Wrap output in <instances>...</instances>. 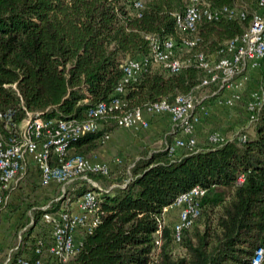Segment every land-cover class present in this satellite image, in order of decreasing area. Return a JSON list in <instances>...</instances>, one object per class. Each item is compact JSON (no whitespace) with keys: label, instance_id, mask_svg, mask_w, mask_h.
<instances>
[{"label":"trees","instance_id":"16d2710c","mask_svg":"<svg viewBox=\"0 0 264 264\" xmlns=\"http://www.w3.org/2000/svg\"><path fill=\"white\" fill-rule=\"evenodd\" d=\"M135 1L0 0V113L16 121L27 111H38L44 120L82 121L91 106L118 95L122 107L98 117L96 129L67 144L68 155L90 156L122 112L160 99L173 102L179 94L199 98L204 87L211 91L213 84H201L208 71L196 55L210 63L223 56L227 40L243 32L257 4L204 0L217 8L245 2L247 14L201 16L194 29L181 30L176 14L189 0H140L139 7ZM146 34L161 41L171 36L175 53L191 61L176 72L148 61L117 93L123 61L150 55ZM184 36L194 43L185 45ZM261 86L264 91V78ZM253 128L244 140L222 142L209 141L205 131L190 148L175 145L180 126L169 125L163 138L168 146L144 144L137 153L125 152L124 161L107 173L87 171L92 181L84 179L77 193L96 191L98 221L65 264H251L257 247L263 248L258 264H264V100ZM195 184L204 190L198 212L177 230L179 207L173 201ZM22 212L10 221L15 231L25 225ZM32 231L26 226L18 254L35 257L37 238H49L46 230Z\"/></svg>","mask_w":264,"mask_h":264},{"label":"built area","instance_id":"2783aa9c","mask_svg":"<svg viewBox=\"0 0 264 264\" xmlns=\"http://www.w3.org/2000/svg\"><path fill=\"white\" fill-rule=\"evenodd\" d=\"M134 4L139 7L141 1L136 0ZM246 8L245 2H236L217 8L211 7L204 0H189L184 11L176 14V23L181 30H192L201 16L215 19L220 15H227L242 19L247 14ZM146 38L151 44L149 57L127 58L123 61V77L116 85L117 93L123 90L125 82L134 77L148 61L161 63L170 72L178 71L184 64L191 61L189 56L181 57L175 53L171 36L162 41L155 34H146ZM194 41L186 36L183 37L185 45L191 46ZM196 57L199 64L208 71L201 84L214 85L208 94H203L199 98L191 94H179L173 102L160 99L144 107L137 106L117 115V126L136 131L149 125L145 113L167 114L171 121V129L176 125L180 126V133L175 137V145L192 148L197 144V124L202 115L208 112V107L204 103L205 98L213 96L224 104L233 105L241 98V87L247 77L253 70H257L258 84L249 90L245 101L246 121L241 126V130L254 125L264 100V91L261 86V80L264 78V0H257L256 7L251 11L249 24L243 32L227 40L226 53L223 56L213 63L204 60L202 53H198ZM225 91L228 93L226 94ZM123 105L124 101L120 96L114 95L109 100L100 101L91 106L88 109L89 117L82 121L57 118L44 120L38 111H27L25 117L16 121L9 113L1 112L0 118L4 119V123L0 127V206L6 203L16 183L27 173H35L37 181L42 186H47L54 181L60 183L64 190V185L75 178L92 181L86 173L89 170L107 173L119 166L122 158L118 156L106 161L94 153L90 156L80 153L68 155L67 144L70 138L96 129L98 117ZM197 105L199 107L196 111ZM236 131L239 132V129ZM234 136L244 140L246 131L226 136L218 130H212L208 132L207 139L211 142H222ZM108 137L109 134L105 136V139ZM164 144L168 146L165 140ZM169 148L173 150L174 145H170ZM242 179L243 175H240L238 180ZM93 183L95 184V181ZM203 193V188L195 184L176 196L172 205L179 207L180 221L176 223L177 230L181 224L189 222L190 217L198 212V203ZM59 198L60 196H57L53 200ZM49 205L50 202L42 205L43 220L50 227L49 238L47 240L37 238L34 248L37 255L33 257L18 254L22 233L28 225L25 224L18 231L17 241L7 245L0 264H65L75 253L82 235L91 231L98 221L95 212L97 193L91 188L83 189L74 200L67 196L65 203L55 209H50ZM176 234L178 236V232ZM262 253L263 248L257 247L252 255L251 264H258Z\"/></svg>","mask_w":264,"mask_h":264},{"label":"rangeland","instance_id":"374dc122","mask_svg":"<svg viewBox=\"0 0 264 264\" xmlns=\"http://www.w3.org/2000/svg\"><path fill=\"white\" fill-rule=\"evenodd\" d=\"M255 75H252V73H250V76L247 77V80L241 87V95H242L241 98L239 100H236L234 106H232V108H230L229 110H226L225 107L219 108L218 106H216L215 102L213 101L215 99L213 96H208L207 98H205L204 103L208 108H210L209 110L211 111V115L207 118H204V120H202L201 122L203 125V129H205L207 134L212 130H218L223 134H225L226 136H231L232 134L238 132L236 130L239 129L240 131L242 129L241 126L245 124L246 121L245 101L248 97L249 90L258 84L259 74L257 73ZM255 81H257V84H255ZM208 92H210V88L204 87L201 90L200 94L201 95L208 94ZM213 110L215 111L219 110L223 114H221V116L216 117L217 116L216 113L215 117H212ZM145 116L149 120V125L147 127L137 129L136 131L133 129H126L119 126H115V129L113 130L112 133L116 138L119 139V142L123 143L124 148L122 150L120 148H114L113 146H111V144H108L111 143L109 140L110 138L108 137L105 139L103 144H106L105 146L110 151L105 152L106 150L104 149L103 150L98 149L94 152V154L101 156V158L100 157L99 158L106 161L112 160L114 156L121 157L124 161L123 156L125 155V152L131 151L137 153L140 147L144 144H148L150 147H154V148L163 145L164 143L163 138L165 135V131H167L168 129L167 127L168 123L166 124L165 127H161L156 125L157 124L156 121L162 118V116H166V114L152 115L149 113H145ZM253 126L254 125L252 126L250 125L241 131H246L249 133L253 132L254 129ZM198 131L201 132L200 129H198ZM125 138L129 139L130 142L126 143L123 140ZM120 151L124 152L122 153L123 156L122 154L119 155ZM36 176L37 175H35L33 172L27 173V175L24 178H22L16 183L15 188L11 191L9 197L7 198L6 203L0 206L1 232L3 229L6 230L9 229L10 221L12 219L14 212H16L17 210H22L23 212L19 218L24 221V224H28L27 228L29 227V225H31V227L33 228L32 232L34 233L36 232L35 230H37V228H39L42 231L46 230V233H48L50 231V228L48 225L45 224L43 220L42 213L44 209L42 208V205L50 202L49 208L55 209L59 207L60 204L65 203L67 196H69L70 199L74 200L78 195L77 191L79 190V188H81L84 180L82 178H75L69 181L68 183H66L63 187L64 188L63 190L61 184L56 183L54 181L47 186L40 185V183L37 181ZM96 183L98 184V182L95 181V184ZM57 196H60V198L57 200H53V198ZM39 210L40 212H38ZM36 212L41 213L39 215V218L36 217ZM37 220H38V224L35 227L34 224ZM17 234L18 232L16 231L15 232L16 238L14 239L13 242L17 241Z\"/></svg>","mask_w":264,"mask_h":264},{"label":"crops","instance_id":"0c3cea01","mask_svg":"<svg viewBox=\"0 0 264 264\" xmlns=\"http://www.w3.org/2000/svg\"><path fill=\"white\" fill-rule=\"evenodd\" d=\"M251 73H252V75H255V74L258 73V71L257 70H253ZM255 79H257V78H255ZM255 84H257V81H255ZM227 93L228 92H226V94ZM213 101L215 102V105L216 106H218L219 108H224L225 107L226 110H229L230 108H232V106H234V104L233 105H227V104H224V103H222V102H220V101H218L216 99H214ZM209 109L210 108H208L207 114H203L202 115V118H201L200 122L197 124L196 135L198 137H201V139H204L205 138V132H204L205 129H203V125H202V122L201 121L204 120V118H207V117H209L211 115V111ZM216 113H217V116L216 117L221 116V114H223L219 110H216V111L213 110L212 117H215V114ZM156 119H158V118H156ZM156 122H157V124L156 123L155 124L157 126L165 127L166 124L168 123L167 127H169V125H170V118L166 114V116H162V118H160ZM153 124H154V122H153ZM198 129H200L202 133L199 132ZM109 138H110L109 140H110L111 143H108V144H111V146H113L114 148H120L121 150L124 148L123 143L122 142H119V139L116 138L113 133H111L109 135ZM123 140L126 143L130 142L129 139H127V138H125ZM105 145L106 144H103L99 149L100 150H103L104 149V150H106L105 152L110 151ZM122 153H124V152L120 151L119 152V155H121ZM122 156H123V154H122ZM99 157L101 158V156H99ZM13 229H14V226L10 222L9 229L8 230L3 229L2 232L0 233V260L3 258L4 254H5L6 250H7V245L8 244H11L14 241V239L16 238V236H15V232L16 231L13 230ZM19 229L17 230V232L19 231Z\"/></svg>","mask_w":264,"mask_h":264}]
</instances>
